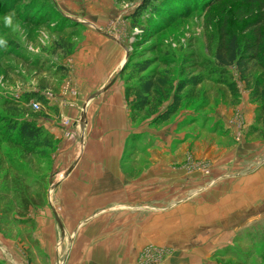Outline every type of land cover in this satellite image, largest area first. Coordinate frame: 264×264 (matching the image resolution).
I'll return each instance as SVG.
<instances>
[{
    "label": "rangeland",
    "instance_id": "374dc122",
    "mask_svg": "<svg viewBox=\"0 0 264 264\" xmlns=\"http://www.w3.org/2000/svg\"><path fill=\"white\" fill-rule=\"evenodd\" d=\"M177 1L172 16L191 12L166 24L155 15L134 24L141 0H0V117L9 115L5 100L37 92L47 103L32 99L29 113L54 143L25 155L5 143L0 118V264H65L72 237L55 190L72 168L100 166L80 159L81 147L96 96L116 85L124 95L126 52L129 66L155 59L150 69L167 72L173 89L180 78L201 77L164 123L147 113L132 122L125 99L121 105L125 133L105 167L120 169L122 185L137 197L131 210L159 228L139 246L135 264H264V132L256 104L233 71L236 95L193 66L214 62L224 32L240 45L252 39L264 0ZM67 101L77 102L71 117L59 111ZM72 139L76 157L66 161L64 142Z\"/></svg>",
    "mask_w": 264,
    "mask_h": 264
},
{
    "label": "crops",
    "instance_id": "0c3cea01",
    "mask_svg": "<svg viewBox=\"0 0 264 264\" xmlns=\"http://www.w3.org/2000/svg\"><path fill=\"white\" fill-rule=\"evenodd\" d=\"M108 75L106 73L99 78L103 80ZM116 86L95 95L96 104L91 120L88 119V132L91 130L93 134L87 132L81 147L80 159L83 160L85 154L88 160H96L100 166L72 168L58 182L55 190L56 200L66 213L64 225L68 226L72 237L65 264H135L139 246L152 239L153 232L159 229L154 228L152 216H145L141 220L137 211L131 210L138 206L137 197L132 185H122L120 169L105 167L108 153L116 147L119 149L126 129V124L122 125L120 118L124 95ZM69 102L59 107V111L71 117L77 102ZM88 104L90 101L87 108ZM51 129L54 134L58 132L56 128ZM74 141L64 142L67 153L63 156L66 161L76 157V153L68 149L69 146L73 147ZM138 223L145 224L144 234ZM76 225L80 226L76 228Z\"/></svg>",
    "mask_w": 264,
    "mask_h": 264
},
{
    "label": "trees",
    "instance_id": "16d2710c",
    "mask_svg": "<svg viewBox=\"0 0 264 264\" xmlns=\"http://www.w3.org/2000/svg\"><path fill=\"white\" fill-rule=\"evenodd\" d=\"M171 2L174 5H171ZM180 5L181 3L177 0H141L140 5L132 14L133 23L137 24L141 22V18L150 19L152 15H155L156 23H158V18H163L159 23L166 24L178 16H186L193 8L190 6L180 10L183 12H176V15L172 16L169 10ZM184 6L182 5L181 8ZM151 24L153 25V21ZM254 24L252 39H247L243 45H240L235 35L224 32L216 45L213 55L214 62L208 66L201 62H195L193 66L206 69L209 73L208 80L224 84L233 95H236L238 93L237 82L228 77V73L233 71L237 78L243 82L244 88L248 90L250 100L256 104V119L260 124L261 134H263L264 32L262 26L264 13L256 17ZM153 62L155 59L144 58L132 62L129 66L127 59L119 73L123 75L130 68L126 77L124 99L128 105L132 122H135L143 113L153 116L152 122L156 124L170 120L181 108L189 93L193 92L201 82L199 75L183 77L178 80L173 89V82L169 79L167 72L150 69ZM32 99L47 103L46 99L37 92L24 93L21 97L5 100L3 104L9 115L0 117L3 134H6L5 143L20 149L25 155L42 154L45 150H51L54 147L51 134L44 132L42 126L36 123L34 117L29 113L28 105ZM164 103L167 105L164 106ZM262 235L264 237V232Z\"/></svg>",
    "mask_w": 264,
    "mask_h": 264
},
{
    "label": "water",
    "instance_id": "95a60500",
    "mask_svg": "<svg viewBox=\"0 0 264 264\" xmlns=\"http://www.w3.org/2000/svg\"><path fill=\"white\" fill-rule=\"evenodd\" d=\"M127 56H128V54H127V52H126L125 59L123 60L122 65H121V67H120V69H119V73L121 72L122 68L125 66V63L127 62V59H128Z\"/></svg>",
    "mask_w": 264,
    "mask_h": 264
},
{
    "label": "built area",
    "instance_id": "2783aa9c",
    "mask_svg": "<svg viewBox=\"0 0 264 264\" xmlns=\"http://www.w3.org/2000/svg\"><path fill=\"white\" fill-rule=\"evenodd\" d=\"M34 106H36V107H37V104H36V103H34Z\"/></svg>",
    "mask_w": 264,
    "mask_h": 264
}]
</instances>
